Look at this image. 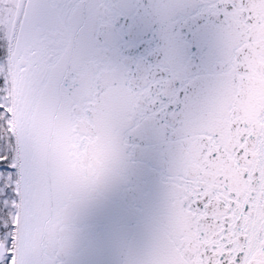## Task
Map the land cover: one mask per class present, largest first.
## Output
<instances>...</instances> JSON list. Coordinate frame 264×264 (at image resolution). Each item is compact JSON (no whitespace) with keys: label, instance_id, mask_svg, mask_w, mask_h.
<instances>
[{"label":"snow or ice","instance_id":"6c2138e0","mask_svg":"<svg viewBox=\"0 0 264 264\" xmlns=\"http://www.w3.org/2000/svg\"><path fill=\"white\" fill-rule=\"evenodd\" d=\"M0 264H264V0H0Z\"/></svg>","mask_w":264,"mask_h":264},{"label":"water","instance_id":"95a60500","mask_svg":"<svg viewBox=\"0 0 264 264\" xmlns=\"http://www.w3.org/2000/svg\"><path fill=\"white\" fill-rule=\"evenodd\" d=\"M189 35H190V34H189ZM151 39H152V35H151V33H149L148 36L146 37V40H147V41H150ZM190 48H191V49H195V48H196V45H195V44H191V45H190ZM197 62H199V61L197 60Z\"/></svg>","mask_w":264,"mask_h":264}]
</instances>
